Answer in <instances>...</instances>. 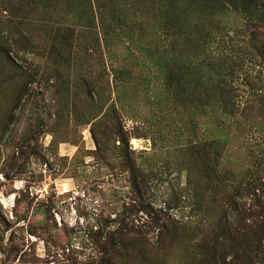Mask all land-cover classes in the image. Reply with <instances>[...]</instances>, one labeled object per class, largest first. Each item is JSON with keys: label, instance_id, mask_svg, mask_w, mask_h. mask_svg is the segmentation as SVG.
<instances>
[{"label": "rangeland", "instance_id": "374dc122", "mask_svg": "<svg viewBox=\"0 0 264 264\" xmlns=\"http://www.w3.org/2000/svg\"><path fill=\"white\" fill-rule=\"evenodd\" d=\"M159 2L0 0V264H248L217 225L214 168L250 181L247 221L264 197L262 53L230 10L225 41L181 45Z\"/></svg>", "mask_w": 264, "mask_h": 264}, {"label": "trees", "instance_id": "16d2710c", "mask_svg": "<svg viewBox=\"0 0 264 264\" xmlns=\"http://www.w3.org/2000/svg\"><path fill=\"white\" fill-rule=\"evenodd\" d=\"M159 3L156 6L165 8L170 34L179 37L175 41L180 44L182 40L181 45L184 46L194 44L199 48V51H201V45L206 44V41L214 42L218 38L221 39V42L222 39L225 41V35L221 34V31H224V26L220 24L216 17L221 16L228 10L237 13L246 25L247 29L245 30L250 32V46L260 51L264 59V0H160ZM201 14L203 18L209 15L210 19H203ZM184 24H186L185 32L188 35L183 40L180 35L182 33L181 27ZM217 34L221 35L218 36ZM178 62L172 58L171 67L176 68L175 65L179 67ZM188 64L190 65L189 62ZM204 65V69L210 75L212 64L208 62ZM190 82L189 80L188 83ZM220 90H222V94L226 99L221 100V106L217 103V108L229 113L230 109L234 107L229 89L225 86ZM226 117L219 119L217 123L218 132L224 137L232 132L231 119ZM257 125L258 123L254 122V126ZM215 144L219 150H222V141L219 137L215 140ZM127 171L130 173L129 176L133 183L139 184L145 181V174L131 162L130 158H128ZM214 173L216 174L218 188L225 195L222 203L226 205L221 207L218 227L220 226L222 231H232L234 236L232 233L230 235L233 236L234 240L240 239L243 241L248 252V264H264V197L262 199L259 195L257 203H251L252 198L248 195H251L252 185L248 179L237 180L230 171H225L218 164H215ZM241 198L251 200L246 207L249 215L246 217L247 221L245 222H241L238 218L239 214H237L242 210L245 212L246 203H240ZM229 207L234 210V225H229L227 218H225L226 215L222 214L229 210ZM222 224H227L226 229L222 227ZM6 225H8V220L0 213V232H3ZM237 228L239 230H236ZM226 233L222 232L219 234L220 236L216 235L215 244H220L223 238L228 240ZM0 236H2V233ZM229 244L232 247L231 240H229ZM216 259L218 263H221L219 254H217Z\"/></svg>", "mask_w": 264, "mask_h": 264}]
</instances>
